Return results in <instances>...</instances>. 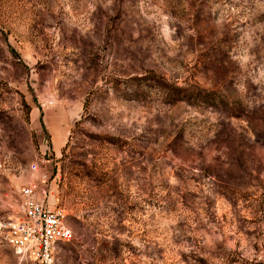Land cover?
I'll return each mask as SVG.
<instances>
[{"label": "rangeland", "instance_id": "obj_1", "mask_svg": "<svg viewBox=\"0 0 264 264\" xmlns=\"http://www.w3.org/2000/svg\"><path fill=\"white\" fill-rule=\"evenodd\" d=\"M27 185L55 264H264V0H0V219Z\"/></svg>", "mask_w": 264, "mask_h": 264}, {"label": "built area", "instance_id": "obj_2", "mask_svg": "<svg viewBox=\"0 0 264 264\" xmlns=\"http://www.w3.org/2000/svg\"><path fill=\"white\" fill-rule=\"evenodd\" d=\"M19 193L20 210L0 219L1 240L21 258L28 257L31 264H55L57 245L72 238L64 209L39 199L33 186H24Z\"/></svg>", "mask_w": 264, "mask_h": 264}]
</instances>
